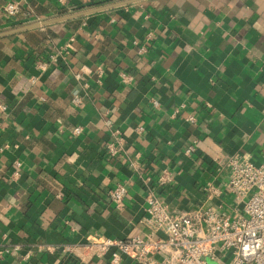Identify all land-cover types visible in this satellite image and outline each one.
<instances>
[{
    "label": "crops",
    "instance_id": "crops-1",
    "mask_svg": "<svg viewBox=\"0 0 264 264\" xmlns=\"http://www.w3.org/2000/svg\"><path fill=\"white\" fill-rule=\"evenodd\" d=\"M11 1L0 0V32L25 26L5 13ZM121 1L27 0L23 9L45 21ZM71 37L73 50L51 63ZM106 121L137 168L106 153ZM263 147L264 0H148L1 38L0 245L21 251L0 264H111L90 244L147 234L142 179L164 171L173 181L157 195L173 214L214 207L232 216L242 206L226 192L227 163L259 164ZM120 183L123 209L108 195ZM209 183L218 198H208ZM228 261L220 253L210 263Z\"/></svg>",
    "mask_w": 264,
    "mask_h": 264
},
{
    "label": "built area",
    "instance_id": "built-area-1",
    "mask_svg": "<svg viewBox=\"0 0 264 264\" xmlns=\"http://www.w3.org/2000/svg\"><path fill=\"white\" fill-rule=\"evenodd\" d=\"M27 0H14L6 4L4 10L9 17L22 16L25 25L40 22L34 13L24 11ZM75 38L71 37L63 50L50 57V62L60 64L65 54L73 50ZM144 51L140 49L139 53ZM97 83L103 77L102 69L97 70ZM121 81L129 84L133 78L127 73L120 74ZM87 89L89 86L84 85ZM72 103L83 106V98L75 96ZM153 101V106L158 107ZM5 108H3L4 110ZM194 122L193 118L189 119ZM111 130L110 140L105 146L111 157L125 155L131 157L127 144L119 130H112V123L106 121ZM138 128L137 132H141ZM81 127L73 134L80 135ZM195 151V146L187 154ZM264 154V147H263ZM130 165L137 168L136 161L130 158ZM20 167V163L16 162ZM228 182L226 192L242 206V210L232 216L219 212L214 207L194 210L184 215H175L168 210L157 189L166 188L172 181L170 172L164 171L155 180L144 178L147 188L146 218L144 226L147 234L130 238L105 237L91 243L97 257L109 255L111 264H120L123 259H131L136 264H151L156 254L169 255L172 264H211L220 253L230 254V261L224 264H264V160L256 164L247 157L235 156L226 166ZM15 173V176H18ZM208 198H218L222 191L209 183L206 188ZM127 187L120 183L109 192V200L117 209H123L126 203ZM161 235L163 237H161ZM21 251L18 245H0V259Z\"/></svg>",
    "mask_w": 264,
    "mask_h": 264
},
{
    "label": "water",
    "instance_id": "water-1",
    "mask_svg": "<svg viewBox=\"0 0 264 264\" xmlns=\"http://www.w3.org/2000/svg\"><path fill=\"white\" fill-rule=\"evenodd\" d=\"M145 1H148V0H124L121 2L113 3V4H107V5L87 9V10L78 11V12H75L72 14L63 15V16L53 18L50 20L34 22V23H31V24H28L25 26H21V27L12 29V30L0 32V39L8 37V36L16 35L19 33L31 31V30L46 28V27H49V26H52L55 24H59V23L69 22V21H73L76 19H82V18L91 16L94 14L107 12V11L114 10L117 8H121V7H125V6H131V5L141 3V2H145Z\"/></svg>",
    "mask_w": 264,
    "mask_h": 264
},
{
    "label": "trees",
    "instance_id": "trees-1",
    "mask_svg": "<svg viewBox=\"0 0 264 264\" xmlns=\"http://www.w3.org/2000/svg\"><path fill=\"white\" fill-rule=\"evenodd\" d=\"M81 19H76V21H80Z\"/></svg>",
    "mask_w": 264,
    "mask_h": 264
}]
</instances>
